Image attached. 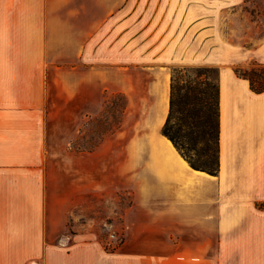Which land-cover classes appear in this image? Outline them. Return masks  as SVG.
<instances>
[{
  "label": "crops",
  "instance_id": "crops-1",
  "mask_svg": "<svg viewBox=\"0 0 264 264\" xmlns=\"http://www.w3.org/2000/svg\"><path fill=\"white\" fill-rule=\"evenodd\" d=\"M162 3L0 0V264H264V93L221 67L220 172L192 168L162 134L171 67L131 55L150 39L135 25L182 22ZM110 92L124 127L71 150ZM118 192L132 201L118 250L71 235L87 193Z\"/></svg>",
  "mask_w": 264,
  "mask_h": 264
},
{
  "label": "rangeland",
  "instance_id": "rangeland-1",
  "mask_svg": "<svg viewBox=\"0 0 264 264\" xmlns=\"http://www.w3.org/2000/svg\"><path fill=\"white\" fill-rule=\"evenodd\" d=\"M163 2V6H170L171 11L175 7L179 8L180 16L174 19L182 22L135 25L137 28L140 27L138 29L144 26L145 36L149 35L150 38L135 41L134 49L131 51L135 62L140 60L141 53L149 57L152 63L160 58L171 67L172 76L176 69L216 68L221 72V67L235 70L237 67L250 68L255 62L264 63V0H163ZM189 13L193 16H190L191 18L197 17L198 20L208 16L209 19H213V23H190ZM171 19L173 18L168 17L166 20ZM153 34L157 36L154 38ZM137 45L140 47L137 48ZM131 55H128V58ZM64 59L65 57L55 56V64L60 65ZM126 107L127 99L123 93H106L102 111L87 118L81 134L73 140L71 150L86 149L81 152L96 150L109 136L124 127ZM189 122L190 120L186 118L185 132L190 130ZM131 203V197L125 192L110 195L103 193L96 197L87 193L85 211L78 216L75 207L70 216L71 235L91 234L106 251L118 250L125 241L122 223ZM112 234L116 235L114 239L111 238Z\"/></svg>",
  "mask_w": 264,
  "mask_h": 264
},
{
  "label": "trees",
  "instance_id": "trees-1",
  "mask_svg": "<svg viewBox=\"0 0 264 264\" xmlns=\"http://www.w3.org/2000/svg\"><path fill=\"white\" fill-rule=\"evenodd\" d=\"M235 72L250 82L255 93H264V63L255 62L250 68L237 67ZM220 75L216 68L176 69L172 78L170 112L162 129V134L192 168L211 175H218L221 167ZM186 118L190 120L187 132L184 131ZM257 206L264 209V202Z\"/></svg>",
  "mask_w": 264,
  "mask_h": 264
},
{
  "label": "built area",
  "instance_id": "built-area-1",
  "mask_svg": "<svg viewBox=\"0 0 264 264\" xmlns=\"http://www.w3.org/2000/svg\"><path fill=\"white\" fill-rule=\"evenodd\" d=\"M115 237H116V235H115V234H112V235H111V238H113V239H114ZM110 245H112V242L110 243Z\"/></svg>",
  "mask_w": 264,
  "mask_h": 264
}]
</instances>
